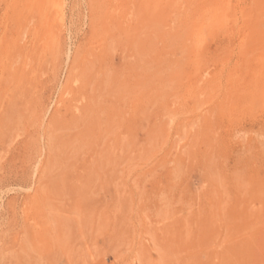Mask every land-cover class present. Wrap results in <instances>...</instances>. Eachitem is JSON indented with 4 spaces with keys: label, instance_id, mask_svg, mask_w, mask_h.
<instances>
[{
    "label": "rangeland",
    "instance_id": "374dc122",
    "mask_svg": "<svg viewBox=\"0 0 264 264\" xmlns=\"http://www.w3.org/2000/svg\"><path fill=\"white\" fill-rule=\"evenodd\" d=\"M59 1L0 0V264H264V0Z\"/></svg>",
    "mask_w": 264,
    "mask_h": 264
},
{
    "label": "bare ground",
    "instance_id": "6f19581e",
    "mask_svg": "<svg viewBox=\"0 0 264 264\" xmlns=\"http://www.w3.org/2000/svg\"><path fill=\"white\" fill-rule=\"evenodd\" d=\"M57 1L58 2H60L59 0H50V2H53V5H56V6H58V4H57ZM208 2V1H207ZM61 3V2H60ZM206 4V3H205ZM53 5L51 4V7H53ZM60 6H62V5H60ZM97 6V5H96ZM202 6V5H201ZM233 6V5H232ZM204 7V6H203ZM235 7V6H234ZM250 8V7H249ZM61 9H62V7H61ZM237 9H239L238 8V6H237ZM56 10V9H55ZM233 11V10H232ZM239 11V10H238ZM240 11H242L241 10V7H240ZM239 11V12H240ZM172 12V11H171ZM183 12V11H182ZM239 12H237V13H239ZM214 13V12H213ZM198 14V13H197ZM230 15H231V13H230ZM233 15V14H232ZM240 15H242V13L240 14ZM213 16V15H212ZM84 17V16H83ZM87 17V16H86ZM129 17V16H128ZM181 17V16H180ZM76 18V17H75ZM93 18V17H92ZM187 18V17H186ZM242 18V17H241ZM210 19H211V17H210ZM234 20V19H233ZM237 21H238V19H237ZM209 22V21H208ZM235 23V22H234ZM238 23V22H237ZM243 23H244V21H243ZM206 24V23H205ZM238 25V24H237ZM244 25V24H243ZM30 26V25H29ZM206 29L207 28H205V31L204 32H206ZM211 29V28H210ZM243 29V28H242ZM213 30V29H212ZM207 34V33H206ZM201 35H203V34H201ZM200 35V36H201ZM200 36H198V37H200ZM230 36V35H229ZM216 37V36H215ZM196 40H198V39H196ZM230 45V44H229ZM211 51V50H210ZM65 53V52H64ZM234 56V55H233ZM20 58V57H19ZM72 58V57H71ZM205 59H207V57L205 58ZM204 60V59H203ZM203 65V64H202ZM205 67V66H204ZM202 68V67H201ZM201 72V71H200ZM234 72V71H233ZM209 78V77H208ZM237 80V79H236ZM206 81V80H205ZM226 81V80H225ZM220 82V81H219ZM207 83V82H206ZM236 83V82H235ZM227 84V83H226ZM206 85V84H205ZM220 89V88H219ZM213 91V90H212ZM166 94V93H165ZM8 95V94H7ZM167 96V95H166ZM137 103V102H136ZM199 103V102H198ZM210 103V102H209ZM61 105V104H60ZM167 108V107H166ZM170 110V109H169ZM193 110V109H192ZM211 110V109H210ZM191 112V111H190ZM138 113V112H137ZM176 114V113H175ZM191 114V113H190ZM168 115V114H167ZM180 115V114H179ZM187 116V115H186ZM172 117V116H171ZM173 117H175V116H173ZM188 119V118H187ZM171 121V120H170ZM189 125V124H188ZM200 125V124H199ZM183 126V125H182ZM180 128V127H179ZM172 129V128H171ZM180 130V129H179ZM182 131V130H181ZM255 133V132H254ZM259 135V134H258ZM187 140V139H186ZM264 140V139H263ZM169 142V141H168ZM180 147V146H179ZM9 153V152H8ZM230 160V159H229ZM224 161V160H223ZM149 164V163H148ZM176 165V164H175ZM3 172V171H2ZM232 175V174H231ZM34 183V182H33ZM250 194V193H249ZM194 207H195V205H194ZM193 207V208H194ZM257 262V261H256Z\"/></svg>",
    "mask_w": 264,
    "mask_h": 264
}]
</instances>
